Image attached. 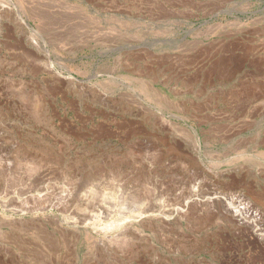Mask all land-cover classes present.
<instances>
[{
  "label": "rangeland",
  "instance_id": "374dc122",
  "mask_svg": "<svg viewBox=\"0 0 264 264\" xmlns=\"http://www.w3.org/2000/svg\"><path fill=\"white\" fill-rule=\"evenodd\" d=\"M255 226L264 0H0V264H264Z\"/></svg>",
  "mask_w": 264,
  "mask_h": 264
},
{
  "label": "bare ground",
  "instance_id": "6f19581e",
  "mask_svg": "<svg viewBox=\"0 0 264 264\" xmlns=\"http://www.w3.org/2000/svg\"><path fill=\"white\" fill-rule=\"evenodd\" d=\"M31 40H32V42L37 46V40L35 39V38H31ZM48 55V54H47ZM74 173V172H73ZM39 176V175H38ZM89 176V175H88ZM95 177V176H94ZM42 178V177H41ZM92 179V178H91ZM81 186V185H80ZM213 187V186H212ZM192 188V187H191ZM190 188V189H191ZM193 190V193H194V191H195V188H193L192 189ZM55 192V191H54ZM41 193H43V192H41ZM66 194H68V193H66ZM215 194V193H214ZM214 194H212V195H214ZM34 195V194H33ZM62 196H63V194H61ZM65 195V194H64ZM70 194H68V196H69ZM194 195H196V193H194ZM67 196V197H68ZM202 196V195H201ZM66 196H64V197H58L57 198V204H61L64 200H65V198H67ZM220 197H222V196H220ZM220 197H218L217 195L215 196H211L210 197V195L209 196H207V197H204V199L205 200H207V201H210L211 199H214V198H217L216 200H217V203H219V204H221V201L220 200H218V198H220ZM228 197V196H227ZM199 198H201V197H199ZM223 198V200H226V198L225 197H222ZM232 198V197H231ZM236 198V197H235ZM204 199H199L200 201H203ZM237 199V198H236ZM56 200V199H55ZM198 200V201H199ZM197 201V202H198ZM239 201V200H238ZM243 201V200H242ZM214 202H216V201H214ZM226 203H225V206L223 207V208H225V209H227V215L230 217V219H231V221H235V222H238V221H240V220H242L243 221V223H246V224H249V226L250 225H252L253 223H254V221L256 220V218H257V212H255V211H252L251 209L249 210V208H247V207H245V205L244 206H240V208H243V209H245V212L247 213L246 215H251L252 216V218H250L249 220H247L246 218L244 219V218H242V216H241V211H239L238 210V205H234L233 203H232V200H226L225 201ZM249 202V201H248ZM204 203V202H203ZM208 203H210V202H208ZM63 204V203H62ZM105 204V203H104ZM188 204H189V201H185L184 202V207L185 206H188ZM199 204H201V203H199ZM224 205V204H223ZM243 205V204H242ZM199 206V205H198ZM212 206V205H211ZM213 207V206H212ZM212 209V208H211ZM210 209V210H211ZM254 209V208H253ZM102 213H103V216L104 217H108L109 215H111L110 214V212H112L113 210H114V205L112 204V203H108V204H106L103 208H102ZM175 210H177L178 212H181V211H183L184 209L182 208V207H176V209ZM99 211V210H98ZM115 212V211H114ZM175 212V211H174ZM117 213V212H116ZM177 213V212H176ZM96 214H98V213H96ZM95 214V215H96ZM130 214V213H129ZM132 214V213H131ZM161 214V213H160ZM146 215H149V214H146V213H143V212H136V213H133L131 216H129V217H125V218H121V219H119L118 221H114V223H115V225L117 224H119L120 222H122V221H126V219L128 218H137V219H141V218H143L144 216H146ZM248 215V216H249ZM102 216V215H101ZM95 217V216H94ZM121 217V216H120ZM119 217V218H120ZM93 218V217H92ZM99 218V217H98ZM101 218V217H100ZM162 218H165V217H162ZM97 219V218H96ZM144 220V219H143ZM163 220V219H162ZM124 221V222H125ZM258 221V220H257ZM163 222V221H162ZM123 223V222H122ZM251 223V224H250ZM258 223V222H257ZM113 223L111 222H109V223H106V226H109V225H112ZM162 224V223H161ZM144 225V224H143ZM255 225H256V223H255ZM257 226V225H256ZM256 226H255V230H253V234L252 235H255V237L257 236V238H259L260 240H262L263 242H264V229H263V231H262V229L261 228H259V226L256 228ZM254 229V228H253Z\"/></svg>",
  "mask_w": 264,
  "mask_h": 264
}]
</instances>
